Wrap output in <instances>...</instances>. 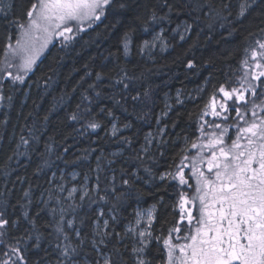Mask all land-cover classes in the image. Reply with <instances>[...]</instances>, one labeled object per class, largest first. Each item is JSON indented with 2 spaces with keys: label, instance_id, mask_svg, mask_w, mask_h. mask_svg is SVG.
Returning <instances> with one entry per match:
<instances>
[{
  "label": "trees",
  "instance_id": "1",
  "mask_svg": "<svg viewBox=\"0 0 264 264\" xmlns=\"http://www.w3.org/2000/svg\"><path fill=\"white\" fill-rule=\"evenodd\" d=\"M163 2L140 0L141 7L134 13L119 18L110 16L94 30L81 34L83 39L73 48L63 49L59 42H54L26 75L23 84L0 80V96L12 97L11 101L0 100V207L6 204L10 221L19 222L8 228L9 246L15 244L12 237H23L19 247L27 264H57L56 245L62 246L67 241L55 227L60 207L71 205L65 197L74 185L70 184L72 174L78 176L79 182H87L88 189L99 183L101 194L104 188L112 186L111 178L115 176L117 191L126 194L115 212L110 211L115 203L111 197L107 204L91 205L87 199L76 198L72 204H82V207L75 214L69 209L65 219L74 215L76 226L89 240L99 208L104 210L103 219L117 216V222L110 220V224L121 234L129 221L134 220L136 209L155 205L156 235L161 234V229L166 235L167 229L179 219V209L174 206L180 189L175 182H160L158 176L170 169L174 171L181 156L190 151V142L199 136L202 111L216 89L220 85L238 86L237 78L244 71L241 61L248 55L245 49L255 46L256 39H264V32L260 31L264 28V8H255L238 24L235 23L237 0H232V17L223 21L213 19V10L220 7L221 0H203V11L191 10L188 5L193 0H168L179 5L178 11L169 14L167 20L150 24L149 31H143L135 15L147 19L148 9L154 6L157 15H163L167 12L159 6ZM16 15H21L19 7ZM185 25H191L189 35L179 41L174 30ZM130 29H133L132 42L125 55L121 38ZM158 33H163L171 48L147 60L140 54L141 45ZM10 34L13 43L17 30L0 17V68L5 60L6 37ZM189 61L193 64L191 68ZM121 69L133 77L125 81L130 85L127 90L115 84L124 75ZM97 72L106 74L103 81L96 80ZM90 85H96L95 89ZM145 91L148 96L144 95ZM137 94L139 99L133 101L131 97ZM177 96L183 100L181 105L175 100ZM86 107L91 108L88 115L84 114ZM108 110L112 116L107 114ZM73 113L84 118L73 121L70 118ZM92 118L100 124L95 130L86 127ZM113 124L119 130L116 135L111 134ZM161 128L160 141L148 146L145 137ZM21 137L29 143H22ZM185 138L189 141L187 153L182 152ZM144 146L147 152L142 150ZM9 157L12 158L9 160ZM145 167L153 170L156 180L146 182L149 177ZM132 173L143 178L138 179ZM125 178L133 181L130 189L122 185ZM25 192L29 194L27 197ZM52 209H56L55 214ZM25 212L28 220L24 218ZM81 217L84 218L82 225ZM66 232L76 243L73 230L66 228ZM36 235L40 236L39 247L35 246ZM114 244L121 248L126 264H133L132 239L127 237L117 244V238L113 237L108 250ZM156 248L153 242L147 253L152 264L160 259ZM85 250L95 256L90 244L85 245ZM0 259L6 257L0 254Z\"/></svg>",
  "mask_w": 264,
  "mask_h": 264
},
{
  "label": "snow or ice",
  "instance_id": "2",
  "mask_svg": "<svg viewBox=\"0 0 264 264\" xmlns=\"http://www.w3.org/2000/svg\"><path fill=\"white\" fill-rule=\"evenodd\" d=\"M159 6L166 8L167 12L157 15L154 6L148 9L147 19L135 15L143 31H149L152 23L169 19V14L179 8V5H173L168 0ZM188 6L192 11H203L205 4L203 0H193ZM17 7L21 10L19 16L16 15ZM140 7V0H0V17L7 21L8 26H14L18 34L14 45L12 35L6 37L4 67L0 68V72L5 73L2 78L14 84H23L25 76L33 71L42 52L54 41H58L63 49L73 48L83 39L81 34L94 30L95 26L104 23L110 16L119 18L134 13ZM255 8H264V0H237L235 23L242 24ZM232 15V0H221L220 7L213 10V19L228 20ZM10 16L13 18L10 19ZM178 28L174 31H178ZM190 28L191 25H185L184 30L187 32ZM131 31L133 29L126 31L121 38L125 55L132 42ZM260 31L264 32V28ZM180 38L183 40L184 36ZM158 39L160 37L157 35L153 36L151 42L144 40L141 51L154 47ZM245 53L248 55L241 61L245 70L237 78L238 86L226 88L220 85L202 111L201 117L211 115L220 119L221 123L205 121L201 124L197 129L200 135L196 138L199 143L190 142L191 149L196 150L195 154L182 155L174 171L170 169L158 176L160 182H175L180 189L174 206V209H179V219L167 229V234H164L163 229L160 235L155 234V205L146 210H134V220L129 221L123 234L111 227L110 220L112 223L117 222V216L111 215L110 220L103 219L104 210L99 208L89 240L82 236L74 215L71 219H65L69 209L75 214L82 204H71L69 208L62 206L55 231L67 243L56 245L59 253L57 264H126L120 247L114 244L108 250L113 237L117 238V244L127 237L133 239V264H152V258L147 253L153 242L160 255L157 264H264V39H256L255 46L246 48ZM188 67H193L191 61ZM13 68L16 69L15 73L10 71ZM121 72L124 75L116 79L115 84H121L127 90L130 85L125 81H131L133 77L128 76L123 69ZM95 75L97 81H103L106 76L102 72ZM89 87L95 89L96 85ZM100 94L96 92L97 96ZM218 94H222L219 100ZM144 95L148 96V91ZM249 97L252 98L251 105ZM3 99L11 101L12 97L0 96V100ZM131 99H139V94ZM90 113L91 108L86 107L84 114ZM107 114L113 115L111 110ZM70 118L79 122L84 116L73 113ZM206 126L212 131H207ZM86 127L95 130L100 124L92 118L86 122ZM115 132L116 126L113 124V134ZM145 139L151 143L148 137ZM21 141L29 143L24 137H21ZM188 144L185 138L182 152L187 153ZM142 150L147 152V147L144 146ZM185 168H190L191 174L187 178ZM144 172L149 177L146 182L157 179L150 167H145ZM131 175L137 176L136 173ZM192 178L195 179V190L189 196L184 189L193 188L189 184ZM111 180L112 186L104 188L103 194L97 183L94 188L82 192L80 201L87 199L89 205L99 202L107 204L111 197L115 203H112L110 211L118 210L126 194L117 191L115 176ZM132 184L131 179H122V185L129 189ZM60 190H64L63 185ZM78 191L73 187L65 199H74ZM24 195L27 197L29 194L25 192ZM57 203H60L59 199ZM7 211L6 204L0 207V254L6 257L0 259V264H27L23 250L19 247L23 237H12L15 244L9 246L8 228L10 224L17 225L19 222L10 221ZM51 211L55 214L56 209ZM23 215L26 220L29 219L27 212ZM83 222L84 218L81 217V225ZM29 223L32 221L29 220ZM66 228L73 230L76 243L72 242ZM28 238L31 239V236ZM39 239L40 236L36 235V247H39ZM86 244H90L95 256L85 250Z\"/></svg>",
  "mask_w": 264,
  "mask_h": 264
},
{
  "label": "rangeland",
  "instance_id": "3",
  "mask_svg": "<svg viewBox=\"0 0 264 264\" xmlns=\"http://www.w3.org/2000/svg\"><path fill=\"white\" fill-rule=\"evenodd\" d=\"M184 28H185V26H182V27L178 28V31H175V32H174V36H175L179 41H184V40L188 37V35H189L190 30L186 32V31L184 30ZM157 35L160 37V39H158V40L155 41V46H154V47H151V48H144L143 51H141V49H140V54H141V56L144 57V58L147 59V60H151V59H153V57H154L155 55H157V54H165V53H167V52L170 50V48H171L170 45L168 44V41L164 39V37H163V33H158V34H155L154 36H157ZM181 35L184 36V39H183V40L180 38ZM152 40H153V37H152L150 40H148V41L151 42ZM54 42H58V41H54ZM54 42H53V43H54ZM14 43H15V41L13 42V45H14ZM51 45H52V44H50V45L47 47V49H45V50L42 52V54L40 55V57H41V56H42V55L48 50V48H49ZM40 57H39V58H40ZM38 60H39V59H38ZM38 60H37V61H38ZM3 67H4V64L1 66V68H3ZM243 70H245V69H243ZM10 71H13V72L15 73V72H16V69L13 68V69H10ZM4 75H5V73L1 72V74H0V80L3 79L2 77H4ZM25 77H26V76H25ZM230 87H232V86H230ZM227 88H228V87H227ZM220 95H222V94H218V95H217V100L220 99ZM187 99H191V96H188ZM175 100L177 101V104H179V105H181L182 102H183V100H182V98H181L180 96H177V97L175 98ZM251 101H252V98L249 97V104H250V105H251ZM229 103H231V102H229ZM257 103H259V100H258V99H257ZM170 109H172L171 106H169V110H170ZM232 115H234V113H233ZM165 117H166V115L162 116L161 119H163V118H165ZM205 121H210V122H211V121H215V122H217V123H221V120H220V119H218V118H216V117H213V116H211V115L204 116L203 121L201 122V124H204ZM206 130H207V131H212V129L207 128V126H206ZM118 132H119V130H118V128H116V132H115V134H113V129H112L111 134H112V135H116ZM162 134H163V129L161 128V129H159V131L156 132L155 134H151L150 136H148L149 140H151V143H147L148 146H151L154 142H159L160 139H161ZM199 135H200V133H199ZM196 142L199 143V141H197V139H196ZM195 152H196L195 149H190V151H188V154H195ZM205 154H207V150H206ZM184 171H185V176H186V178L189 177L190 174H191V173H190V168H185ZM205 172H206V169H205ZM206 174H207V172H206ZM70 177H71V178H70V184H73V183H74V185L71 186V187L68 189V191H70L73 187H76V188L79 190V191L75 194V198H74V199H65L66 201H68V202H70V203L72 204V203L75 202L76 198L82 194L83 191L88 190V185H87V182H85V183H81V182H79V181H78V176H77L76 174H72ZM189 184H192V185H193V188H192V189H187V188H185L184 190L187 192V194H188L189 196H191V195L194 193V190H195V187H194V186H195V179H194V178L189 179ZM66 197H68V192H67ZM66 197H65V198H66ZM150 208H151V207H150ZM148 209H149V208H148ZM142 210H146V209H142ZM156 211H157V210H156V207H155V210H154V215H155V216H156ZM193 214L195 215V210H194ZM101 223H102V222H101ZM154 223H155V222H154ZM184 223H187V222L185 221ZM130 238H131V237H130ZM131 239H132V238H131ZM132 241H133V239H132ZM133 244H134V242H133Z\"/></svg>",
  "mask_w": 264,
  "mask_h": 264
}]
</instances>
